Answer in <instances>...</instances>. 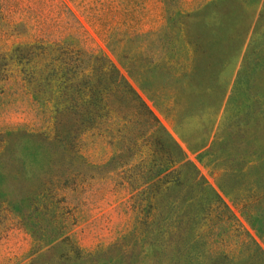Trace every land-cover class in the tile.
<instances>
[{"label": "rangeland", "instance_id": "obj_1", "mask_svg": "<svg viewBox=\"0 0 264 264\" xmlns=\"http://www.w3.org/2000/svg\"><path fill=\"white\" fill-rule=\"evenodd\" d=\"M207 1L0 0V69L10 73L6 81L7 73L0 75V132L51 122L49 107L12 72L6 48L69 37L86 50L100 49L234 212L233 220L217 221L215 245L237 249L249 231L264 250V197L256 199L264 191V0ZM180 9L191 10L190 17ZM189 35L199 37L201 48L193 51ZM18 135H11L1 163L3 171L24 173L0 183L14 197L43 172L14 157L24 142ZM120 147L98 129L80 139L92 163L108 162L103 180L71 197L77 220L66 233L93 253L79 257L62 237L33 250L32 235L8 212L0 222V264H139L137 216L124 207L127 190L115 185Z\"/></svg>", "mask_w": 264, "mask_h": 264}, {"label": "trees", "instance_id": "obj_2", "mask_svg": "<svg viewBox=\"0 0 264 264\" xmlns=\"http://www.w3.org/2000/svg\"><path fill=\"white\" fill-rule=\"evenodd\" d=\"M184 11L177 13L190 17L191 10ZM185 40L193 51L201 48L197 35ZM6 50L14 63L12 72L50 110L46 129L0 132V183L7 176H24L2 169L11 135L24 139L14 157L43 169L19 197L13 188L0 185V222L16 212L33 237V250L62 237L79 257L93 253L69 240L66 232L77 220L78 204L71 197L107 174V160L92 163L80 149L82 134L98 129L123 151L124 159L114 169L119 178L115 185L127 190L124 207L137 216L139 264H264V250L249 231L237 249L215 245L217 221L233 220L234 212L195 162L184 158L178 141L107 53L86 50L69 37L18 41ZM5 73L6 81L10 73L3 66L0 75ZM261 197L264 191L256 199Z\"/></svg>", "mask_w": 264, "mask_h": 264}]
</instances>
